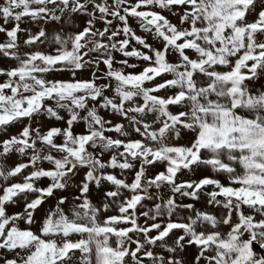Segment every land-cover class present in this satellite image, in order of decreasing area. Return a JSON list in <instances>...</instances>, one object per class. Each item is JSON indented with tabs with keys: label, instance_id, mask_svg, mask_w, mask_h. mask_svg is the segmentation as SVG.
<instances>
[{
	"label": "snow or ice",
	"instance_id": "obj_1",
	"mask_svg": "<svg viewBox=\"0 0 264 264\" xmlns=\"http://www.w3.org/2000/svg\"><path fill=\"white\" fill-rule=\"evenodd\" d=\"M0 36V264H264V0H0Z\"/></svg>",
	"mask_w": 264,
	"mask_h": 264
},
{
	"label": "rangeland",
	"instance_id": "obj_2",
	"mask_svg": "<svg viewBox=\"0 0 264 264\" xmlns=\"http://www.w3.org/2000/svg\"><path fill=\"white\" fill-rule=\"evenodd\" d=\"M135 26V25H134ZM137 31H138V34H142V33H140L139 32V30L137 29ZM0 39H3V37L2 36H0ZM21 39H23V37H21ZM119 58H121V57H119L118 56V59ZM106 115V114H105ZM18 129H12L11 131L14 133V132H16ZM83 129H82V126L81 127H79V128H77V131H82ZM13 160H15V157H13ZM185 178H187V177H185ZM201 205H197V207H200Z\"/></svg>",
	"mask_w": 264,
	"mask_h": 264
}]
</instances>
